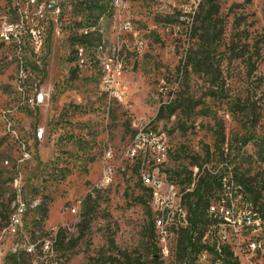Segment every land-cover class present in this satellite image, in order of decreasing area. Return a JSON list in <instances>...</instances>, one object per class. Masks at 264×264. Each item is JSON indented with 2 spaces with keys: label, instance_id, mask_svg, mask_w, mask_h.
<instances>
[{
  "label": "rangeland",
  "instance_id": "374dc122",
  "mask_svg": "<svg viewBox=\"0 0 264 264\" xmlns=\"http://www.w3.org/2000/svg\"><path fill=\"white\" fill-rule=\"evenodd\" d=\"M213 1L215 41L205 47L206 0H122V7L114 0H0V264L24 253V243L32 245L31 264L151 260L153 213L125 156L139 124L166 132V172L182 189L195 166L223 171L250 198L236 178L259 190L264 209V0ZM126 18L132 30L124 33ZM10 23L24 38L20 45L2 38ZM113 45L123 64L122 102L101 85ZM46 53L38 84L32 65ZM20 203L25 237L8 231ZM260 221L256 250L210 253L200 263L192 255L195 264H264ZM187 235L170 237L171 255L161 264H179Z\"/></svg>",
  "mask_w": 264,
  "mask_h": 264
},
{
  "label": "built area",
  "instance_id": "2783aa9c",
  "mask_svg": "<svg viewBox=\"0 0 264 264\" xmlns=\"http://www.w3.org/2000/svg\"><path fill=\"white\" fill-rule=\"evenodd\" d=\"M117 1V6H124L122 0ZM18 29L13 24H5L2 30V38L5 41L15 38L19 41ZM131 22L128 18L120 25L121 32H130ZM110 60L105 61L107 72H102V91L109 97L118 101L124 100V89L122 88L120 76L123 72V64L119 56L120 47L111 46ZM37 102L44 100V94L36 96ZM43 129L37 131L41 138ZM169 145L168 136L165 131L148 123L135 126L134 131L125 148V156L129 160L137 180L148 193V203L153 213V228L155 241L159 255L166 259L171 255L170 237L177 231L188 229L180 227L182 217H191L187 203L186 194L191 192L200 176L199 167L195 166L191 186L182 189L178 183L169 179L166 172ZM111 150L106 151L105 159H112ZM204 166L202 167V169ZM111 166L103 170V178L108 183L111 174ZM218 171V170H217ZM217 171H213L216 173ZM104 183V181H103ZM25 205L18 204L10 218L8 231L15 235L21 233L22 215L25 213ZM209 226L204 232L202 243L207 249L197 254V263L206 260L210 253L222 255L224 250L234 252L254 251L260 247L259 230L261 226L260 217L251 198L240 185L234 184L225 173L221 177V186L211 193L206 208ZM27 253H32V245L23 244ZM50 241L44 240L43 248L51 250ZM213 264H219L218 260Z\"/></svg>",
  "mask_w": 264,
  "mask_h": 264
},
{
  "label": "trees",
  "instance_id": "16d2710c",
  "mask_svg": "<svg viewBox=\"0 0 264 264\" xmlns=\"http://www.w3.org/2000/svg\"><path fill=\"white\" fill-rule=\"evenodd\" d=\"M206 4L208 7L204 15V22H206L205 24L206 26L203 27L204 32L202 36L201 35L199 36V39L202 40L205 47L206 46L208 47L212 45L215 41L213 30H212V28H214V24L211 23V16H210V10L214 7V1L206 0ZM23 40H24L23 36L20 37L19 43L17 44L20 45ZM47 53L43 55L41 58H39L41 66L37 63V61L34 62L32 65V67L36 69L40 75L39 81L37 82L38 84L41 83V81L46 75L45 58L47 56ZM207 55L208 54H206V56L202 58V62L205 63V65L208 62ZM212 72L213 74H215L214 69ZM36 90H37V87H36ZM236 105L238 104L236 103ZM246 109H250V108H247L246 106ZM158 113H161V109L159 110ZM258 139H260L259 141L264 145V136ZM247 140H249V138H246L244 142ZM205 171H206L205 173L202 172L200 176L198 177L193 190L186 194V198L188 200L187 201L188 206L191 212V217L190 218L188 217L189 218L188 225L190 226L188 227V230L186 229V231L188 232V235L186 236V243L183 246V255L179 261V264H195L194 258L192 257V255H197L199 252L207 249L208 247L201 241V237L204 234V231L201 230L200 225H203L205 222L209 226V219L207 218V215H206V208L208 206L209 197L211 193L213 192V190L221 186V177H222L223 171H217L216 173H213L212 171H209V170H205ZM236 179L238 182L243 184L247 189H249V192L252 195L251 197L252 202L256 208L257 214H259L258 215L259 217L262 216V219H264V209L260 208V206L257 205L258 199H259V190H254L248 185V182H245L243 179L239 177ZM56 237H57V240L55 241V243L62 244L63 243V233L57 232ZM51 250H53V247L51 248ZM23 251L24 253H19L18 255L14 254V255L7 256L6 264H31L32 262L28 260L30 253H27L25 250ZM151 254H152V258L147 263H145L144 261H140V260H129L128 259L123 262L121 261L112 262L111 264H161V260H160L161 257L158 252L156 241L152 245ZM223 254L227 258L233 257V252L229 250H224ZM227 261H228V264H238L236 260L233 262H229V260ZM44 263L46 264L45 260L44 262L42 260L40 261V263H37V264H44Z\"/></svg>",
  "mask_w": 264,
  "mask_h": 264
},
{
  "label": "bare ground",
  "instance_id": "6f19581e",
  "mask_svg": "<svg viewBox=\"0 0 264 264\" xmlns=\"http://www.w3.org/2000/svg\"><path fill=\"white\" fill-rule=\"evenodd\" d=\"M188 223H189V218L188 217H182L180 219V227H187Z\"/></svg>",
  "mask_w": 264,
  "mask_h": 264
}]
</instances>
